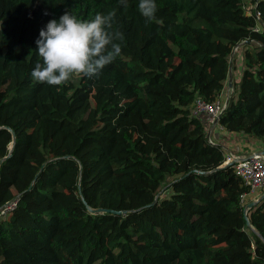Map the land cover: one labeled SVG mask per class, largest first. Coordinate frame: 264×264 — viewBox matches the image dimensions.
I'll return each mask as SVG.
<instances>
[{"label": "trees", "instance_id": "16d2710c", "mask_svg": "<svg viewBox=\"0 0 264 264\" xmlns=\"http://www.w3.org/2000/svg\"><path fill=\"white\" fill-rule=\"evenodd\" d=\"M249 2L156 0L146 22L138 0H0V208L15 202L0 264H264V196L244 212L248 185L192 114L227 90L242 46L218 122L264 143V0ZM112 10L111 64L32 78L50 19Z\"/></svg>", "mask_w": 264, "mask_h": 264}, {"label": "clouds", "instance_id": "9594fccd", "mask_svg": "<svg viewBox=\"0 0 264 264\" xmlns=\"http://www.w3.org/2000/svg\"><path fill=\"white\" fill-rule=\"evenodd\" d=\"M128 7V0H119ZM137 8L146 22L156 19V0H138ZM115 10L80 19L65 11L39 30L35 41L41 58L31 71L32 78L50 86L67 85L74 76L93 77L121 53L123 34L113 28Z\"/></svg>", "mask_w": 264, "mask_h": 264}, {"label": "built area", "instance_id": "2783aa9c", "mask_svg": "<svg viewBox=\"0 0 264 264\" xmlns=\"http://www.w3.org/2000/svg\"><path fill=\"white\" fill-rule=\"evenodd\" d=\"M251 8H248L250 12ZM256 19L259 22V12L256 13ZM261 23L256 24V28H262ZM237 47H235L236 49ZM226 87V84H225ZM226 89V88H225ZM225 89L219 96L211 102L198 100L192 109V114L200 116L203 120L205 130L209 136V141L214 142L213 137L208 132L211 123L217 124L220 128H224L219 122L218 118L226 106L227 97ZM251 156H241L234 152H228L226 161L238 157L239 160L234 164V171L245 184L248 185L249 190L241 194V200L244 204L248 201V196L255 195L257 191L264 189V155L258 151H253ZM15 202L9 201L4 207L0 208V215L5 214L14 206Z\"/></svg>", "mask_w": 264, "mask_h": 264}, {"label": "crops", "instance_id": "0c3cea01", "mask_svg": "<svg viewBox=\"0 0 264 264\" xmlns=\"http://www.w3.org/2000/svg\"><path fill=\"white\" fill-rule=\"evenodd\" d=\"M238 53V61L241 62V67L239 70L236 68L233 69L232 76L228 79V81L237 82L241 76L242 69V46H238L236 48ZM239 66V65H238ZM237 66V67H238ZM232 84H229L230 87ZM226 91V89H225ZM208 132L213 137L214 141L221 143L225 148L227 153L234 152L241 156H248L253 151H262L264 150V143L257 140L251 139L245 136L240 132H229L224 128H220L217 124L211 123L208 128ZM262 191H257L255 195L248 196V201L257 198Z\"/></svg>", "mask_w": 264, "mask_h": 264}, {"label": "rangeland", "instance_id": "374dc122", "mask_svg": "<svg viewBox=\"0 0 264 264\" xmlns=\"http://www.w3.org/2000/svg\"><path fill=\"white\" fill-rule=\"evenodd\" d=\"M246 3L250 4L249 0H246ZM249 6V5H248ZM250 7H253V5L251 4ZM243 48V47H242ZM232 65L233 67L236 69L239 70V67H241V62L240 60L238 61V53L235 49V52H234V55H233V62H232ZM239 65V66H238ZM243 65V64H242ZM238 66V67H237ZM233 68V69H234ZM232 72L233 70L230 68V74L229 76L231 77L232 76ZM75 78L77 76H74ZM229 78V77H228ZM226 87H227V90L225 91V95L226 97H228V80L226 81ZM231 93V92H230ZM229 93V94H230ZM55 144H56V149H57V153H65L67 148H66V145L64 142L60 141L59 139H55ZM236 154V153H235ZM227 157V156H226ZM264 189H261L260 191H263Z\"/></svg>", "mask_w": 264, "mask_h": 264}, {"label": "water", "instance_id": "95a60500", "mask_svg": "<svg viewBox=\"0 0 264 264\" xmlns=\"http://www.w3.org/2000/svg\"><path fill=\"white\" fill-rule=\"evenodd\" d=\"M228 77L230 78V76H228ZM229 78H227V80H228ZM228 82H229V84H231V81H228ZM258 152H260V153H262V154L264 155V150H262V151H258ZM251 155H252V154L248 155V157L251 156ZM238 160H239V158H238V157H235V158H233V159L227 160L226 163H233V164H235ZM263 196H264V193H262L261 195H259L257 198H255V199H253V200L247 202L246 205H245L244 212L246 213L247 208H250L251 206H253V205H254V204H255L260 198H262ZM88 209H90V208L88 207ZM90 211H93V212H100V211H102V209H101V208H98V209H90ZM245 218H246V223H247V225H250V222H249V220H248V218H247L246 215H245Z\"/></svg>", "mask_w": 264, "mask_h": 264}]
</instances>
